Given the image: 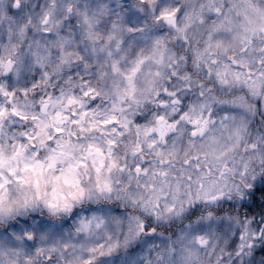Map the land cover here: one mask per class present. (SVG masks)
Masks as SVG:
<instances>
[{
    "label": "rangeland",
    "instance_id": "374dc122",
    "mask_svg": "<svg viewBox=\"0 0 264 264\" xmlns=\"http://www.w3.org/2000/svg\"><path fill=\"white\" fill-rule=\"evenodd\" d=\"M138 1L151 18L132 0H0V264H196L229 250L232 228L217 236L213 248L198 247L218 228L215 222L208 230L182 227L170 238L162 232L141 237L139 231L153 233L150 225H161L184 197L160 176L152 191L148 164L140 165L138 177L120 167L141 162L135 145L153 152V172L164 165L167 174L159 158L185 161L189 168L193 154L203 160L240 151L253 124L264 133L258 87L249 97H227L238 79L228 77L225 67L217 70L218 60L242 47V61H251L245 43L258 30L259 17L227 25L222 10L209 8L213 0ZM198 5L204 11L191 20ZM258 5L264 12V3ZM173 35L176 46L168 42ZM187 43H197L200 53L209 48L219 59L210 55L213 65L189 74L194 61L184 51ZM176 48L188 60L180 56L176 63ZM168 65L187 91L165 99L184 106L190 98L189 112L168 106L148 114L142 127L133 126L127 100L149 98ZM206 73L211 80L202 78ZM186 74L188 81L181 79ZM209 96L220 101L222 112L197 141L185 129L202 124L200 115L213 106ZM226 99L231 105L224 109ZM152 123L158 137L149 136ZM172 127L179 129L174 136ZM133 132L134 143L126 138ZM144 134L149 137L142 142ZM154 204L161 219L153 218ZM173 244L177 252H171Z\"/></svg>",
    "mask_w": 264,
    "mask_h": 264
},
{
    "label": "trees",
    "instance_id": "16d2710c",
    "mask_svg": "<svg viewBox=\"0 0 264 264\" xmlns=\"http://www.w3.org/2000/svg\"><path fill=\"white\" fill-rule=\"evenodd\" d=\"M261 1L264 3V0ZM132 2L136 5L138 11H142L144 15L151 18L152 12L146 4L138 0H132ZM213 2L216 5L211 4L208 7L213 10L217 8L222 10V19L227 18V25L232 24L230 22L236 21L235 19L242 17L249 19L259 17L260 25L258 30L252 32L251 37L245 43V47L252 51L253 57H251V61H242V47L234 51V55H224L223 60L221 59L222 61L218 60L217 70L221 72L223 71V67H225V69L227 68L226 74L228 77L232 74L238 79L227 87V97L234 98L232 95H236L235 93L239 95L242 92H245L249 97V95H253L251 87L257 86L263 95L262 98L257 100L258 108L259 105L264 106V12H258L256 9L259 6L260 0H213ZM202 4L208 3L204 0ZM201 7L200 5L196 6L195 10L190 13L191 20L195 18V14L198 11H204ZM189 23L187 26L190 28ZM184 33L188 34V28H186ZM256 41L259 42L257 43ZM168 42L176 46L177 39L173 35L169 38ZM196 46L199 45L197 43H187L184 47V51H187L190 59L194 61L193 65H188L189 68H187L186 72L189 74L190 72L193 74L202 67L206 68L208 64L213 65L208 59L210 55L215 56L212 60L216 61L220 56L219 54L212 53L209 48L205 52L200 53L197 51L198 47ZM180 56L188 60L186 54L182 55L181 51L176 48V52H174L176 63L179 59H183ZM171 69L173 68L168 65L165 78L154 85L149 98L146 100L129 98L127 100V108L132 116L130 123L133 126L142 127L143 124L149 121L148 114L152 111L158 114L168 106L173 107L181 114L189 112L190 98L185 99V102H188L182 103L184 106L165 99L170 95L180 96V92L187 91L186 85L180 88L179 84H177L176 78H179L180 75H177L178 72L175 67L173 70ZM189 77L186 74L181 79L184 78L185 81H188ZM204 77L211 80L207 73L202 75V78ZM194 80H198L200 83L203 81L201 79L199 81V78H195ZM195 82L193 81V83ZM200 83L199 87L202 85ZM216 84L219 85L220 82H216ZM170 85L172 87H169ZM212 98L208 97V99H211L210 101L213 103V106L207 107V110L204 111L205 113L200 115L202 122L200 126L202 128L199 129V125L192 123L190 125L191 128L185 129L188 132L189 138L197 141L201 140V136L205 133L206 129L209 127L207 129L209 130L211 124L220 116L222 110L217 108V106H222V104L220 101ZM230 105L231 103H227L226 99L223 108L225 109ZM146 106H149V108L146 109ZM262 116L264 117V112ZM176 120L178 118L176 119L175 117L174 120L169 119L167 123H173ZM152 126L153 128L150 125L146 127L151 132L149 136L158 137V127L154 123H152ZM261 129L263 127L260 128V123L253 124L250 127L252 135H249L248 141L241 146L240 151L235 150V152L228 154L208 156L203 160L201 158L205 156L193 154L188 160H193L194 164L189 168H185L184 165L187 164L185 161H179V163L173 161V163L169 164L171 161L167 162V159L164 157L162 159L159 158L157 161L159 166L167 164L169 167L170 173L166 172L167 174L161 172L164 165L158 167L160 168L159 171L153 172L154 168L149 163V161L151 162L152 159L156 158L152 156L153 152L143 151L141 146L135 145L133 153L135 156H138L142 163L131 164L132 167L124 165L125 167H120V170L124 173H132L138 177L140 175V165L146 166L148 164L146 169L151 179L149 180V188L152 191L155 190L152 186V180L155 181L160 176V181L166 187L170 185L177 186L178 190L176 191L184 197L173 214L168 219L163 220L161 225H150V230L153 233H149V229L145 228L146 224L143 223L144 228L142 227V232L139 231L140 236L153 238V236H156V232H162L159 234H165L170 238L174 235V231L182 227L192 230L201 229L202 226H205L206 230H208L210 224L215 222L218 228L211 230L213 232L209 233V237L204 243H198V247L208 245V249L213 248L215 239H218L217 236L220 234L223 236L229 228L235 230L236 236L232 240L229 250L226 249L224 252L218 254L214 260H199L196 264H264V133H262L263 135L261 134ZM178 131L179 129L175 128L169 135L174 136ZM213 135L214 133H212ZM149 136L148 134H144L146 139L142 140V142L148 140L147 137ZM126 138L133 140L134 143L137 140V133L133 132ZM142 145L145 147L148 143H143ZM169 175L172 178L170 182L166 181V177ZM140 184L143 185V183ZM116 185H119L117 180ZM160 192L162 191L158 190V197H160ZM158 210L159 206L154 204L151 209L153 211V218L161 219ZM175 250L177 252V247L173 244L171 252Z\"/></svg>",
    "mask_w": 264,
    "mask_h": 264
}]
</instances>
